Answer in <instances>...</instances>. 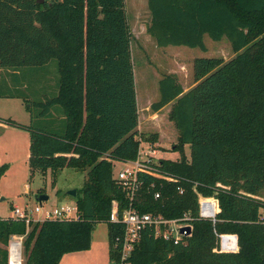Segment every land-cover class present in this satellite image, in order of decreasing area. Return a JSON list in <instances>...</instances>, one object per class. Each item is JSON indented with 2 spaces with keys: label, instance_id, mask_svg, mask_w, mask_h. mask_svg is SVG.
Returning <instances> with one entry per match:
<instances>
[{
  "label": "trees",
  "instance_id": "obj_1",
  "mask_svg": "<svg viewBox=\"0 0 264 264\" xmlns=\"http://www.w3.org/2000/svg\"><path fill=\"white\" fill-rule=\"evenodd\" d=\"M147 8L145 32L158 47L205 51L204 36L225 38L234 57L195 59L186 92L174 76L159 82L151 110L171 105L179 158L152 160L159 177L138 174L132 207L169 220L187 214L192 229L177 244L145 229L132 264H264V0H147ZM132 38L124 0H0V71H10L0 72V98L21 100L29 124L0 123L28 133L30 175L49 171L52 184L65 168L84 175L77 219L28 227L0 219V264L12 235L24 236V264H59L90 249L98 223L107 225L112 261L121 227L109 223L111 205H129L113 166L136 160L140 143L158 138L137 130ZM50 62V78L19 72ZM27 79L32 97L22 91ZM200 198L216 200L214 221L199 216ZM223 234L236 235V252L219 251Z\"/></svg>",
  "mask_w": 264,
  "mask_h": 264
},
{
  "label": "rangeland",
  "instance_id": "obj_2",
  "mask_svg": "<svg viewBox=\"0 0 264 264\" xmlns=\"http://www.w3.org/2000/svg\"><path fill=\"white\" fill-rule=\"evenodd\" d=\"M124 2L126 15L135 36L130 47L140 123V129L137 130L146 135L157 134L160 147L155 145L156 142L153 148L156 151L161 150L159 156L167 160H177L179 152L172 150L177 144V131L168 119L171 105L165 106L156 113L151 110V105L160 99L159 82L170 75L176 78L183 89H191L195 83L193 78L195 59L218 58L227 62L234 57V53L225 38L213 41L207 36L203 38L205 51L188 47H158L145 32L150 19L147 14V0H124ZM19 72L24 75L27 72H48L34 75L35 79H38L45 75L50 78V72L57 71L55 62H50L43 68L22 69ZM25 82L28 87L22 91L27 97H32L34 87L30 86L28 79ZM0 118L10 119L22 125L29 124V115L22 101L18 99H0ZM185 152L188 155L187 147ZM153 156V160L158 159L155 155ZM2 166L6 169L0 178V198L4 199L0 200V219L11 218L13 207L23 208L27 204L30 209L35 208L38 205L36 196L40 190L48 196V200L43 202L45 208L76 207L75 198L69 196L67 192L75 190L77 193L83 185L84 175L65 168L58 173L54 184L49 171L46 174L36 171L30 175L27 132L7 125L6 129L0 128V167ZM127 167L129 165L126 163H115L113 175L117 176L120 170ZM258 197L264 200V190L260 191ZM59 264H111L107 225L105 223L95 225L89 250L64 255Z\"/></svg>",
  "mask_w": 264,
  "mask_h": 264
},
{
  "label": "built area",
  "instance_id": "obj_3",
  "mask_svg": "<svg viewBox=\"0 0 264 264\" xmlns=\"http://www.w3.org/2000/svg\"><path fill=\"white\" fill-rule=\"evenodd\" d=\"M141 142L138 149L137 158L134 161L126 162L129 167L120 170L115 176V180L125 190L128 191L129 205L123 210H120L119 203L114 201L111 205L109 215V223L119 225L121 232L116 234L113 239L111 251L113 259L111 264H132L131 258L135 246L141 239V235L145 229H153L155 238L164 240H172L175 244L182 238L189 236L191 233L190 221L192 218L184 214L180 218L165 219L162 216H154L152 214H143L136 211L132 207V200L139 187L138 174L143 173L150 176L159 177L152 169V160L154 159V148L150 144ZM145 145V147H143ZM153 161H156L153 160ZM159 194H155L158 198ZM42 203L30 209L28 205L23 208L13 207L11 217L12 220L22 221L28 227L31 223L55 220H75L77 219V208L69 206L45 208ZM217 213V203L213 198L199 199V216L204 219L214 221ZM261 224H264V210L261 211ZM189 228L188 235L180 230ZM24 236L12 235L8 241L7 264H24L23 258V243ZM219 251L234 253L238 250L236 235L223 234L219 235Z\"/></svg>",
  "mask_w": 264,
  "mask_h": 264
},
{
  "label": "water",
  "instance_id": "obj_4",
  "mask_svg": "<svg viewBox=\"0 0 264 264\" xmlns=\"http://www.w3.org/2000/svg\"><path fill=\"white\" fill-rule=\"evenodd\" d=\"M36 4H43L44 3V0H35ZM67 194L71 197H75L76 195V191L75 190H71V191H68ZM0 200H4L3 198H0ZM36 200L38 203H42V202H45L48 200V196L46 194H40V195H37L36 196ZM185 232L186 235H188L190 233V229L189 228H184L182 230H180V232Z\"/></svg>",
  "mask_w": 264,
  "mask_h": 264
},
{
  "label": "crops",
  "instance_id": "obj_5",
  "mask_svg": "<svg viewBox=\"0 0 264 264\" xmlns=\"http://www.w3.org/2000/svg\"><path fill=\"white\" fill-rule=\"evenodd\" d=\"M124 5H125V2H124ZM125 10H126V6H125ZM147 14L149 15V12L147 11ZM149 18H150V15H149ZM128 19V18H127ZM149 23V22H148ZM128 25H129V28H130V31H131V34H132V39H134V37L135 36H133L134 34H133V30L131 29V27H130V21L128 20ZM149 36V35H148ZM134 74V73H133ZM194 85H195V83H194ZM193 85V86H194ZM192 86V87H193ZM189 90V88L188 89H183V91L184 92H186V91H188ZM0 99H3V98H0ZM29 115V114H28ZM139 125H140V123L138 122V128L137 129H140L139 128ZM0 128L1 129H6V125L5 124H3V123H0ZM143 144H145V143H143ZM156 146L158 145V147H160V144H159V138H158V141H157V144H155ZM143 147H145L144 145H143ZM154 151H155V153H154V155L156 156V157H158V159H163L162 157H161V155L159 156V154L161 153V150L160 151H156V149H154ZM158 155V156H157ZM67 255V254H66Z\"/></svg>",
  "mask_w": 264,
  "mask_h": 264
}]
</instances>
